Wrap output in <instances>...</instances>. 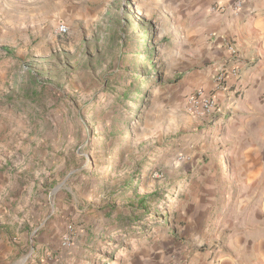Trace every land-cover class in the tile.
Returning a JSON list of instances; mask_svg holds the SVG:
<instances>
[{
  "label": "rangeland",
  "instance_id": "374dc122",
  "mask_svg": "<svg viewBox=\"0 0 264 264\" xmlns=\"http://www.w3.org/2000/svg\"><path fill=\"white\" fill-rule=\"evenodd\" d=\"M68 2L64 21L22 13L0 40V264H161L217 250L213 217L240 225L243 192L217 109L190 105L209 91L193 15L173 0ZM117 34L129 58L138 43L154 52L139 73L162 76L124 103L103 90Z\"/></svg>",
  "mask_w": 264,
  "mask_h": 264
},
{
  "label": "crops",
  "instance_id": "0c3cea01",
  "mask_svg": "<svg viewBox=\"0 0 264 264\" xmlns=\"http://www.w3.org/2000/svg\"><path fill=\"white\" fill-rule=\"evenodd\" d=\"M173 1L194 17L191 35L204 47L209 64L204 87L217 99L215 117L228 135L226 153L240 175L234 187L243 192L244 207L240 225L213 217L216 223L208 235L222 237L220 248L209 246L184 257L180 252L178 258L187 264H264V0ZM81 2L69 0L65 5L77 9ZM22 13L64 21V0H0V40L8 30H21ZM229 45L238 51L240 74L226 88H217V72L232 66Z\"/></svg>",
  "mask_w": 264,
  "mask_h": 264
},
{
  "label": "trees",
  "instance_id": "16d2710c",
  "mask_svg": "<svg viewBox=\"0 0 264 264\" xmlns=\"http://www.w3.org/2000/svg\"><path fill=\"white\" fill-rule=\"evenodd\" d=\"M130 25V24H129ZM117 36H120L117 34ZM126 37L120 36L118 40L113 41V47L108 63V73L105 75L103 81V90L115 96V101L118 103L128 102L133 95H140V90L145 87L152 90L157 86L162 85V76L160 73L157 77L153 78L149 74L139 73V67L147 71L153 64L154 52H142L140 49L142 43H138L136 47L137 52L131 55L130 48ZM114 48V49H113ZM135 66V67H134ZM137 66V67H136ZM132 67H134L132 69ZM129 83V85H128ZM116 127L111 131L112 136H116ZM151 196L145 197L140 203L145 205L146 201ZM164 227H168L169 223H164Z\"/></svg>",
  "mask_w": 264,
  "mask_h": 264
},
{
  "label": "built area",
  "instance_id": "2783aa9c",
  "mask_svg": "<svg viewBox=\"0 0 264 264\" xmlns=\"http://www.w3.org/2000/svg\"><path fill=\"white\" fill-rule=\"evenodd\" d=\"M237 8L240 7V4L237 3ZM69 26L63 22H59L57 25V32L61 36L69 34ZM228 52L231 56V67H223L220 69L214 78V85L217 88H226L230 80L237 78L240 74V68L236 64V59L238 57V51L232 45L228 46ZM190 105L194 109L201 111V113L212 112L216 109L217 99L213 96L212 90H198L190 97ZM161 264H187L186 259H179L174 257L169 261H165Z\"/></svg>",
  "mask_w": 264,
  "mask_h": 264
}]
</instances>
